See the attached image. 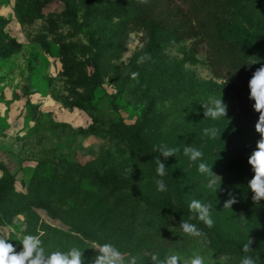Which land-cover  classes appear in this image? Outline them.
I'll list each match as a JSON object with an SVG mask.
<instances>
[{
  "label": "rangeland",
  "instance_id": "1",
  "mask_svg": "<svg viewBox=\"0 0 264 264\" xmlns=\"http://www.w3.org/2000/svg\"><path fill=\"white\" fill-rule=\"evenodd\" d=\"M140 9L131 0H0V188L28 194L20 210L0 203V233L17 251L24 235L41 233L46 252L79 247L85 264L98 255L93 245L106 242L137 255L138 264H155L152 254L178 255L179 264L197 254L205 264H240L248 238L264 255V200L254 204L247 187L259 114L243 115L200 37L177 41L148 12L144 27L126 30ZM210 26L227 41H264V0H234ZM9 45L16 51L5 52ZM209 96L222 98L225 118L204 117ZM212 126L220 129L214 140L203 134ZM185 145L203 153L219 177L214 187V178L198 171L201 161L183 154ZM160 147L180 151L165 159ZM155 152L168 170L164 177L157 176ZM106 174L123 189L104 185L99 177ZM170 174L179 182L183 211L192 215L193 199L212 204L213 227L195 224L203 237L185 234L180 222L189 218L168 210L178 207ZM33 179L41 184L32 186ZM155 179L167 191H157ZM55 182L58 194L50 191ZM86 192L99 193L104 213L94 217L108 220V232L85 227L88 206L96 203ZM229 192L238 199L231 209L224 208ZM76 203L77 222L69 217ZM149 205L155 207L150 219Z\"/></svg>",
  "mask_w": 264,
  "mask_h": 264
},
{
  "label": "trees",
  "instance_id": "2",
  "mask_svg": "<svg viewBox=\"0 0 264 264\" xmlns=\"http://www.w3.org/2000/svg\"><path fill=\"white\" fill-rule=\"evenodd\" d=\"M131 1L132 5L139 6L141 9L138 17L128 18V20H126L123 25L126 30L138 31L141 27H144L146 23L141 18L145 16L146 12H148L151 16H153L154 21L160 23V26H166V28H168L169 31H171L176 37L177 41L200 37L202 41L207 43L209 48V61L213 67L215 75L219 78L227 80V82L232 84L234 87L236 99L239 102L243 115L252 116L256 113L251 107L254 102L250 101L248 98V81L252 73L260 67V64H247L253 63L256 59L255 56L260 57L262 62L264 57L262 53L264 50V41L255 36L251 37L249 41L246 42L239 40L237 36L232 38L233 40L235 39L234 41H227L224 37H219L215 29L210 26V23L219 15L225 14L229 11L234 0H181V7L180 4L176 3L177 0H153L158 1L155 4L150 3L152 0ZM123 12L125 15L129 14L128 10H123ZM28 18L31 19L32 17ZM28 23H31V20H29ZM4 51L15 52L16 50L13 45H9ZM250 59H252V61ZM259 137L258 139H260ZM154 157L155 160L159 157L158 152H155ZM167 172L168 170L166 169V174H168ZM169 176H172L175 183L174 194L178 207L176 210L173 208H168V210L182 213L184 216L189 218L190 215L183 211L182 208L181 188L179 186V182L172 174ZM99 179H101L100 181L104 185L112 187L115 191H121L124 187L122 184L115 182L109 174H106L101 178L99 177ZM30 183L32 186H34V184H41L35 183V179L31 180ZM56 185V182L50 185L52 186L50 191L54 194H58L60 192V189L56 187ZM82 192L83 190L81 188L77 189V193L81 194ZM86 194L90 197V201L93 200L96 201V203L93 206L90 203L88 206V208H91L90 211H92V213L87 214L88 221L86 220L85 227L90 231V233L102 234L104 232H108L109 230L104 231L108 220L105 218V220L102 221V215L98 218L94 217V215L98 213H104L101 210L102 200H98L99 193L86 192ZM26 196H28V194H19V192L14 189V186L0 188V203L11 204L13 209L16 210L22 209L23 205L18 204L22 203L21 198H25ZM31 196L32 194L29 195L28 198H32ZM47 199H49V197H47ZM35 200H41V197L37 195ZM97 202H99V204H97ZM138 208L139 205L137 204V209ZM157 208L163 209L162 206ZM79 211L80 207H78L76 203L75 206L72 207L69 216L73 218L75 222L78 221L77 215ZM145 211V213H147L146 216H149L148 218L150 219L151 215L155 211V207L153 205H149ZM191 222L196 224L199 228L205 230L204 225L198 220H191ZM1 225H3V223L0 221V226ZM259 255L261 257L260 260L264 261V255Z\"/></svg>",
  "mask_w": 264,
  "mask_h": 264
},
{
  "label": "clouds",
  "instance_id": "3",
  "mask_svg": "<svg viewBox=\"0 0 264 264\" xmlns=\"http://www.w3.org/2000/svg\"><path fill=\"white\" fill-rule=\"evenodd\" d=\"M147 55V54H145ZM256 59L253 63L247 64H260L251 75L248 81L249 88V100L253 101L251 107L258 113V119L255 123V131L259 134L260 139L256 142V147L248 157V164L253 171L252 178L248 181V189L253 193L252 201L258 205L261 200H264V63L261 62V58L255 56ZM138 64H143L144 59H138ZM135 78L138 73H132ZM203 115L205 118L217 121L220 118L227 116V105L223 102L222 98H216L209 96L205 103H202ZM203 134L210 139H216L220 136V129L212 126L203 129ZM154 151H157V146L154 147ZM179 147H160V154L167 159L168 157L176 156L179 152ZM183 154L189 158L190 161H201L198 164V171L201 174H207L214 179L209 184V187H214L216 181H219V177L212 172L211 166L206 162H203V153L195 147L185 145L183 148ZM156 173L158 177H164L166 175V165L159 157L156 158ZM157 191H167V186L163 179H155ZM216 189V188H215ZM228 199L224 202V208H232V205L238 202L237 196L229 192ZM211 203H203L200 200L193 199L189 204V210L192 215L189 216V220L185 221L181 219L180 228L182 231L193 237H203L204 231L198 229L191 220H199L207 228H212L214 221L211 219ZM40 234H26L22 237L20 245L21 250L17 251L7 234L0 233V264H85L83 258V250L79 247H72L68 251H52L46 252L43 245V240ZM253 241L248 238L247 242L243 244L242 251L246 254L241 260L240 264H259L260 255L257 250H254L251 245ZM93 248L98 250V255L91 260L90 264H138L139 257L132 255L131 253H122L114 244L106 242L103 244H95ZM249 253H255L250 255ZM125 255L128 256L127 261ZM150 261L155 264H179L180 257L175 254L166 255L161 259L157 254H152ZM185 264H205L204 258L201 255H195Z\"/></svg>",
  "mask_w": 264,
  "mask_h": 264
}]
</instances>
